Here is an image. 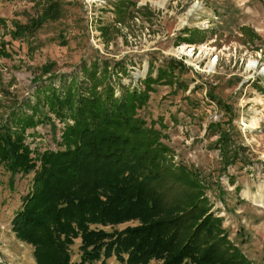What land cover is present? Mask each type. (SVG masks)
I'll return each instance as SVG.
<instances>
[{
  "label": "rangeland",
  "instance_id": "1",
  "mask_svg": "<svg viewBox=\"0 0 264 264\" xmlns=\"http://www.w3.org/2000/svg\"><path fill=\"white\" fill-rule=\"evenodd\" d=\"M46 9V21L11 39L16 24L30 28ZM0 19V52L7 54L0 53V135L8 129L19 137L35 166L12 173L0 164V264H37L11 220L33 191L40 158L65 150L62 134L73 124L42 108L27 126L19 110L32 116L26 103L39 99L37 86L63 97L72 74L85 88L80 65L94 60L98 77L106 64L115 98L143 90L149 69L155 77L173 64L172 83L155 84L138 116L160 132L164 165L203 184L208 214L219 218L227 242L251 264H264V0H0ZM188 36L192 43L181 40ZM214 111L221 118L211 123ZM79 244L70 247L71 263L79 261Z\"/></svg>",
  "mask_w": 264,
  "mask_h": 264
},
{
  "label": "trees",
  "instance_id": "2",
  "mask_svg": "<svg viewBox=\"0 0 264 264\" xmlns=\"http://www.w3.org/2000/svg\"><path fill=\"white\" fill-rule=\"evenodd\" d=\"M46 10L30 20V28L16 24L11 39L46 21ZM50 11L55 18L59 9L52 6ZM181 40L192 43L189 36ZM97 70L96 60L81 63L82 89L75 74L69 80L65 75L69 82L63 97L53 88L37 86L39 99L26 103L32 116L20 110L17 115L31 126L34 115L47 108L59 119L73 121L62 134L65 150L40 158L33 191L11 220L17 239L35 248L36 263L107 264L114 258L119 264H251L227 242L219 218L208 214L203 184L186 177L185 170L178 173L164 165L160 132L138 116L155 84L172 83L173 64L157 68L155 77L149 69L143 90L123 91L119 98L107 84L106 64L99 77ZM209 128L214 131L217 124ZM12 134L5 129L0 135V164L12 173L30 171L34 163ZM129 221L138 225L104 230ZM77 238L79 261L71 263L70 247Z\"/></svg>",
  "mask_w": 264,
  "mask_h": 264
},
{
  "label": "built area",
  "instance_id": "3",
  "mask_svg": "<svg viewBox=\"0 0 264 264\" xmlns=\"http://www.w3.org/2000/svg\"><path fill=\"white\" fill-rule=\"evenodd\" d=\"M221 116L219 113H217L216 111L214 112H211L210 115H209V121L211 123H215V122H218L220 120Z\"/></svg>",
  "mask_w": 264,
  "mask_h": 264
},
{
  "label": "bare ground",
  "instance_id": "4",
  "mask_svg": "<svg viewBox=\"0 0 264 264\" xmlns=\"http://www.w3.org/2000/svg\"><path fill=\"white\" fill-rule=\"evenodd\" d=\"M194 9H196V7ZM214 66H215V64H213L212 67H214ZM256 66H257V62L256 61L251 63V67H256Z\"/></svg>",
  "mask_w": 264,
  "mask_h": 264
}]
</instances>
